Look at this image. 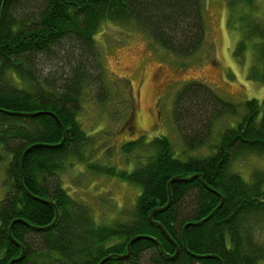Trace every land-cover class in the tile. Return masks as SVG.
<instances>
[{
	"label": "trees",
	"instance_id": "1",
	"mask_svg": "<svg viewBox=\"0 0 264 264\" xmlns=\"http://www.w3.org/2000/svg\"><path fill=\"white\" fill-rule=\"evenodd\" d=\"M3 2L0 167L7 191L0 199V264H99L110 255L104 264H264L259 235L264 229V165L250 170L251 181L235 168L247 156L264 158V102L247 100L237 125L215 136V122L235 114L238 106L202 81L186 82L174 101L185 147L179 151L163 135L146 144L144 136L126 142L124 152L146 151L144 163L137 161L132 172L90 161L96 139L80 118L88 96L105 103L112 94L96 39L105 22L134 25L167 52L190 57L207 40L205 0H7L2 16ZM226 2L232 10L255 5V0ZM244 16H253V10ZM248 33L261 39L256 57L262 71L254 74L264 81V24H252ZM245 46L243 40L240 51ZM131 99L126 96L130 106ZM132 112L131 107L121 125L125 129L131 128ZM64 132L65 142L59 145ZM33 145L22 168L26 190L21 160ZM76 160L92 172L118 175L141 187L121 220L96 222L90 208L62 184L60 174ZM194 175L200 176L171 185V205L154 216L171 240L150 214L168 204L173 177ZM14 220L16 242L10 236ZM134 237L140 238L130 256L117 258L127 254ZM20 244L25 248L21 259Z\"/></svg>",
	"mask_w": 264,
	"mask_h": 264
},
{
	"label": "rangeland",
	"instance_id": "2",
	"mask_svg": "<svg viewBox=\"0 0 264 264\" xmlns=\"http://www.w3.org/2000/svg\"><path fill=\"white\" fill-rule=\"evenodd\" d=\"M205 7L207 40L190 57L167 52L147 31L134 25L105 22L100 28L97 47L112 94L105 103L88 96L80 116L96 139L95 156L90 161L132 172L137 161L144 163L145 147L137 148L136 155L124 152L122 145L141 136L144 144L156 136H168L182 151L185 142L174 119V101L186 82L202 81L238 106L235 114L215 122V136L226 127L237 125L247 100L255 98L263 104L264 81L256 76L262 71L256 57L261 39L248 32L252 24H264V0H255L253 7L241 5L234 10L226 0H205ZM249 9L253 16H244ZM243 40L246 46L240 51ZM126 96L132 98L131 106L125 102ZM131 107V128L125 129L121 125ZM74 164L60 174L62 184L90 208L96 222L113 225L136 203L139 185L118 175L92 172L77 160ZM259 165H264V158L247 156L236 161L235 168L246 181H251L250 170ZM6 191V172L0 167V199ZM259 235L264 240V229Z\"/></svg>",
	"mask_w": 264,
	"mask_h": 264
},
{
	"label": "water",
	"instance_id": "3",
	"mask_svg": "<svg viewBox=\"0 0 264 264\" xmlns=\"http://www.w3.org/2000/svg\"><path fill=\"white\" fill-rule=\"evenodd\" d=\"M6 2H7V0H4V2H3L2 16H3V12H4V8H5V5H6ZM1 20H2V19H1ZM51 114L57 118L58 122L61 124L62 128L64 129V126H63V124H62L60 118H59L56 114H54V113H52V112H51ZM65 139H66V133L64 132V138H63L62 142H61L59 145H61L62 143H64V142H65ZM34 147H36V145H33V146L28 147V148L24 151V153H23V155H22V160H21V185H22V187H23L24 189H26V187H25V184H24V182H23V178H22V168H23V163H24L25 157H26V155L28 154V152H29L31 149H33ZM199 176H200V175H194V176H191V177H183V176H175V177H173V178L170 180L169 184H168V190H169V194H170V199H169L168 204H167L166 206H164V207L157 208V209L153 210V212L150 214V218H149V219H150L153 223L157 224V225L161 228V230L163 231V233H164L169 239H171V240H173V239L171 238L170 234H169L168 231L165 229V227H164L161 223H159V222H155V221H154V216H155V214H156L157 212H161V211L167 210L168 207L171 205V203H172L171 185H172L173 183H175V182H182V181H184V182H188V181H191V180H193V179H195L196 177H199ZM204 184H205V186H206L207 188H210L205 182H204ZM26 190H27V189H26ZM28 193H29L30 195H32L30 192H28ZM221 198H222V202H221V204L219 205V207H221L222 204H223V202H224V199H223V196H222V195H221ZM47 202L51 203V201H47ZM210 217H211V215H210L209 217L203 219L202 221L198 222V223L187 224V225L185 226L184 230H185L189 225H199V224H202L203 222L207 221ZM58 218H59V211H57L56 219H55V221L53 222L52 225H54V224L57 222ZM16 221H18V220H14V221L12 222L11 226H10V236L12 237V239H13V236H12V233H11V227L13 226V224H14ZM48 227H51V226H48ZM139 238H140V237H134V238L129 242V244H128V246H127V248H128V252H127V254H124V255H118V256H116V257H117V258H120V259L129 257V256H130V253H131V245H132L137 239H139ZM13 240L15 241V239H13ZM15 242H16V241H15ZM20 246L22 247L23 252H22V255L20 256L19 259L23 258L24 255H25V248H24V246L21 245V244H20ZM177 252H178V249H177ZM167 256H168V255H167ZM111 257H112V255H110V256L104 258L103 260H101V262H100L99 264H104V263H105L108 259H110ZM175 257H176V254H175L174 256H172V258H175ZM221 264H224L223 261H221Z\"/></svg>",
	"mask_w": 264,
	"mask_h": 264
}]
</instances>
